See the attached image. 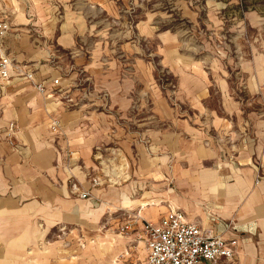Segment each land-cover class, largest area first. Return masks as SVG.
I'll return each instance as SVG.
<instances>
[{
	"label": "crops",
	"instance_id": "1",
	"mask_svg": "<svg viewBox=\"0 0 264 264\" xmlns=\"http://www.w3.org/2000/svg\"><path fill=\"white\" fill-rule=\"evenodd\" d=\"M129 3L0 0V13L12 26L6 50L15 65L24 63L16 66L34 71L35 81L45 85V92L39 93L14 68L8 80L0 78V131L11 136L13 144L0 143V264H59L55 242L39 248L56 228L83 225L88 242L104 234L97 233L104 202L92 199L91 192H101L111 206L126 205L124 197L131 200L126 190L117 188L90 191L86 181L96 164L95 149L111 143L137 162L139 175L160 173L172 183L156 180L153 189L141 195L154 200L127 204L139 209L140 218L130 231L142 243L139 264L147 257L144 221L156 223L170 208L215 236L237 240L234 258L218 264H264V109L255 106L264 104L263 55L237 59L210 44L202 51L192 38L162 28L154 13L128 17ZM47 5L61 10L55 29L45 27L48 20H57L46 16ZM21 6L23 17L18 14ZM44 27L64 53L55 67L41 63L47 51L30 42ZM146 54L156 57L173 78L174 99L157 80ZM66 55L73 59L71 66ZM55 79L63 87L80 86L71 88L76 110H65L69 106L57 102L55 95L48 97ZM146 100L151 103L148 109ZM135 105L137 110L132 109ZM53 120L59 122L56 133L50 128ZM142 150L159 156L136 161L132 153ZM74 165L79 166L71 169ZM71 178L88 198L70 195ZM88 209L96 214H88ZM126 240L116 247L117 258L126 252ZM83 247L87 257L80 251V264H94L92 259L109 264L110 253L98 258L92 244Z\"/></svg>",
	"mask_w": 264,
	"mask_h": 264
},
{
	"label": "rangeland",
	"instance_id": "2",
	"mask_svg": "<svg viewBox=\"0 0 264 264\" xmlns=\"http://www.w3.org/2000/svg\"><path fill=\"white\" fill-rule=\"evenodd\" d=\"M18 11V14L22 17L25 15L24 6H21ZM60 11L56 8H52L51 5H47L46 16H53L57 20L51 21L50 19V22L48 20L45 23V27L51 26L54 29L57 27L58 24L56 23H59L58 16L62 15V13H59ZM125 11L128 17H130L131 14L136 15L137 13L141 15L142 12H145L147 15L154 13L162 28H170L182 33L185 38H192L193 43L196 46L201 47L202 51L208 46V44H210L214 49H224L228 53V57L236 56V58L241 57V59L246 58V60H249L253 57L252 55L260 54L263 55L264 58V0H130ZM213 16L218 17L219 20L217 21V18H213ZM209 19H215L214 23H209ZM45 27L43 29H45ZM38 29L39 31H37L36 35L30 37V42H33L34 46L43 48L47 51L46 57L41 63L49 64L53 67L58 66L59 60L63 59L64 53L57 45L55 35H49L46 29ZM30 34H32V32ZM146 58L152 63V67L157 73V80L161 81L162 84H166L174 99L173 95L176 89L173 78L159 67V61L156 57H153L151 54H146ZM263 61L264 59L262 60V63H264ZM65 62L68 66H71L74 63L71 56L68 55L65 57ZM23 64L24 63L16 65ZM78 88H80V86ZM76 93L79 95V92ZM2 95L3 94L0 91V116L4 108L1 103ZM143 104L146 109L151 105L147 100ZM173 105H175L174 102ZM255 106H257L258 111H263L264 109V104L261 102L256 103ZM76 109V105H71L65 108V110ZM132 109L137 110V105ZM10 137L11 136L8 134L4 137L0 131V143L7 142V145L9 144L11 148H13V144L10 142ZM18 144L23 146L20 142H18ZM19 145H16L15 147ZM121 150L123 152L121 155L122 161L123 164H125L123 169H126L128 180L120 185L109 187L91 186L90 191H92L93 188L106 191L117 188L120 192L126 190L127 195L131 200H145L147 197L141 195H143L145 190L153 189L154 181L162 179L167 186H172V183L166 182V178L160 173L150 176L139 175L136 172L138 169L137 162L132 161L122 148ZM132 154L136 161L141 157L153 158L159 156V152L158 154L154 152H152V154H147L143 150L140 154L138 151L133 152ZM124 157L126 159H124ZM0 160L3 161V158H0ZM77 166L79 165H74L71 169ZM82 168L84 169L83 166ZM155 168L159 169L160 167L156 166ZM92 169H95V166L88 170L89 172L85 177L86 181H90V177L95 174L92 173ZM74 185L77 186V191L74 190ZM68 186L70 195L77 199H81L80 195L83 192L82 188H80L73 178L68 181ZM101 194L102 193L100 192L96 195L92 191L90 197L92 199H99V202L101 203L104 202L102 204V208L105 207L104 215L98 221L99 230L97 228V233L104 234L98 235L88 242L89 239H84V236L86 235L85 231L88 230L87 227L85 228L83 225L80 226L78 224L67 225L49 231L48 234L50 233V235L47 241H45V245L43 244L39 246V248L42 249L45 246L49 247L50 244H52L51 242H55V244H57L55 246L57 247L56 254L60 259L59 264H80L76 256L82 251V256L87 257V255H83V245L90 243L94 246L93 253H95L98 258H103L110 253L108 255L109 264H139L142 259L139 244L141 245L142 243L138 244L139 240L135 235V232L130 233V231H121V226L125 221L139 217V209H135L133 204L127 205L128 203H131V200L126 197L123 199V204L126 205L118 203L116 206H111L108 202L106 203L104 201ZM150 200L154 199H148V201ZM80 209L83 210L82 205L80 206ZM87 212L90 215L96 214V210L92 211L88 209ZM84 221L85 220H83V222ZM123 237L127 238L126 252L123 250V253L117 258L118 255H115V251L117 250L116 247L123 243ZM108 244H112L114 247H110ZM6 247L7 245L2 246L5 250ZM93 253L91 255L95 256ZM91 262H94L95 264L93 259ZM102 264L108 263L104 262Z\"/></svg>",
	"mask_w": 264,
	"mask_h": 264
},
{
	"label": "built area",
	"instance_id": "3",
	"mask_svg": "<svg viewBox=\"0 0 264 264\" xmlns=\"http://www.w3.org/2000/svg\"><path fill=\"white\" fill-rule=\"evenodd\" d=\"M11 30L9 19L0 13V78L4 81L8 80L9 71L14 68L19 77L30 82L39 93H44L45 85L43 82L35 81V72L16 66L14 59L6 50L5 42ZM52 82L55 90L48 97L55 95L58 97L57 102L65 106L78 104L71 96V88L79 86L63 87L59 79ZM50 128L53 133H56L59 129V122L53 120ZM12 131L13 125L11 124L9 132ZM122 154L121 147L116 143L95 149L93 157L96 164L95 169H92V173L95 174L90 177L89 181L92 187L115 186L128 180L126 169H123L125 164L122 161ZM88 196V192H82L80 198L86 199ZM139 218L135 217L125 221L121 226V231H131L135 219ZM142 237L147 249V257L143 264H218L221 259L232 260L238 245L236 239L225 240L202 229L197 223L188 222L181 210L173 208H170L156 223L144 221Z\"/></svg>",
	"mask_w": 264,
	"mask_h": 264
},
{
	"label": "bare ground",
	"instance_id": "4",
	"mask_svg": "<svg viewBox=\"0 0 264 264\" xmlns=\"http://www.w3.org/2000/svg\"><path fill=\"white\" fill-rule=\"evenodd\" d=\"M75 190H78L77 186H75Z\"/></svg>",
	"mask_w": 264,
	"mask_h": 264
}]
</instances>
